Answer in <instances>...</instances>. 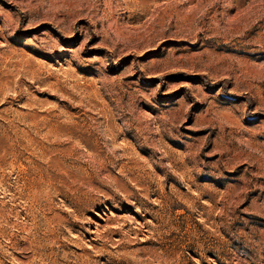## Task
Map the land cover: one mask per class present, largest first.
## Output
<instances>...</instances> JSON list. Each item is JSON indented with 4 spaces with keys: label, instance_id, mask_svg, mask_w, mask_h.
I'll use <instances>...</instances> for the list:
<instances>
[{
    "label": "rangeland",
    "instance_id": "obj_1",
    "mask_svg": "<svg viewBox=\"0 0 264 264\" xmlns=\"http://www.w3.org/2000/svg\"><path fill=\"white\" fill-rule=\"evenodd\" d=\"M0 264H264V0H0Z\"/></svg>",
    "mask_w": 264,
    "mask_h": 264
}]
</instances>
